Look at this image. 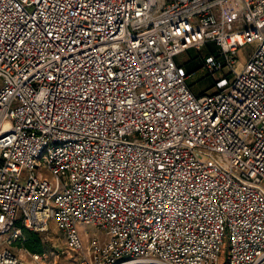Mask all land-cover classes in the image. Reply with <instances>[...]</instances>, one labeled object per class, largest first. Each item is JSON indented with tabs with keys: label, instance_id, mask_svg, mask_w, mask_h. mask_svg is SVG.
I'll list each match as a JSON object with an SVG mask.
<instances>
[{
	"label": "built area",
	"instance_id": "built-area-1",
	"mask_svg": "<svg viewBox=\"0 0 264 264\" xmlns=\"http://www.w3.org/2000/svg\"><path fill=\"white\" fill-rule=\"evenodd\" d=\"M0 77V264H264V0H0Z\"/></svg>",
	"mask_w": 264,
	"mask_h": 264
},
{
	"label": "rangeland",
	"instance_id": "rangeland-1",
	"mask_svg": "<svg viewBox=\"0 0 264 264\" xmlns=\"http://www.w3.org/2000/svg\"><path fill=\"white\" fill-rule=\"evenodd\" d=\"M256 47V43L249 42L240 48L236 58L238 60V67L240 68L243 64L247 62L250 54L253 52ZM218 48L216 44H209L201 49H191L179 55L177 60L186 64V67L194 71L193 76L190 78V82L194 83L193 91L201 92L204 88H209L213 84V79L211 76L207 75L206 72L201 68L203 57L211 54L212 51H217ZM2 80V77H0ZM84 242L86 243L89 239V236H92L96 232L100 233V230L92 225L84 227L81 229ZM89 235H88V234ZM43 241L47 243L45 250L46 259L45 261L51 262L54 264H78V254L70 251L67 246V242L64 238V235L56 228L54 222H52L50 231L42 235L40 234ZM11 249L14 254L21 259L22 264H32L33 260L30 255V251L26 250L21 243H13Z\"/></svg>",
	"mask_w": 264,
	"mask_h": 264
},
{
	"label": "trees",
	"instance_id": "trees-1",
	"mask_svg": "<svg viewBox=\"0 0 264 264\" xmlns=\"http://www.w3.org/2000/svg\"><path fill=\"white\" fill-rule=\"evenodd\" d=\"M212 52H214V51H212ZM185 66H186V64H185ZM188 71L192 72V70H190V69H188ZM23 233L25 236V240L23 242H21V244L25 249H27L28 251H30L32 253L43 254L45 252L46 247H47V243L45 241H43V239L39 233L28 230V229H24Z\"/></svg>",
	"mask_w": 264,
	"mask_h": 264
},
{
	"label": "crops",
	"instance_id": "crops-1",
	"mask_svg": "<svg viewBox=\"0 0 264 264\" xmlns=\"http://www.w3.org/2000/svg\"><path fill=\"white\" fill-rule=\"evenodd\" d=\"M190 84H191L192 89H193L194 83L191 81ZM206 89H208V88H205V89L203 88V89L201 90V92L204 91V90H206ZM195 93H200V92H196V91H195Z\"/></svg>",
	"mask_w": 264,
	"mask_h": 264
}]
</instances>
